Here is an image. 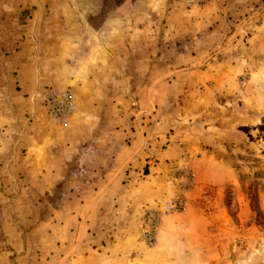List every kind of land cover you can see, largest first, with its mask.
Instances as JSON below:
<instances>
[{"label": "rangeland", "instance_id": "1", "mask_svg": "<svg viewBox=\"0 0 264 264\" xmlns=\"http://www.w3.org/2000/svg\"><path fill=\"white\" fill-rule=\"evenodd\" d=\"M0 264H264V0H0Z\"/></svg>", "mask_w": 264, "mask_h": 264}, {"label": "built area", "instance_id": "2", "mask_svg": "<svg viewBox=\"0 0 264 264\" xmlns=\"http://www.w3.org/2000/svg\"><path fill=\"white\" fill-rule=\"evenodd\" d=\"M47 101V111L55 120H64L74 108V92L72 89L61 91L53 90L49 92Z\"/></svg>", "mask_w": 264, "mask_h": 264}, {"label": "crops", "instance_id": "3", "mask_svg": "<svg viewBox=\"0 0 264 264\" xmlns=\"http://www.w3.org/2000/svg\"><path fill=\"white\" fill-rule=\"evenodd\" d=\"M32 82H34V80L32 81ZM70 153V152H69ZM69 153H67V154H69ZM65 155V157H66V159H68L70 156H71V153L69 154V155H66V154H64ZM63 159V158H62ZM63 163V162H62Z\"/></svg>", "mask_w": 264, "mask_h": 264}]
</instances>
